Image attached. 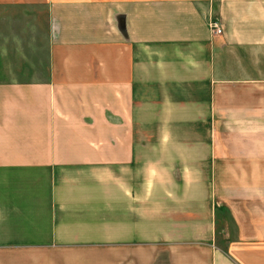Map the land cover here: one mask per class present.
Returning a JSON list of instances; mask_svg holds the SVG:
<instances>
[{
	"label": "crops",
	"instance_id": "obj_1",
	"mask_svg": "<svg viewBox=\"0 0 264 264\" xmlns=\"http://www.w3.org/2000/svg\"><path fill=\"white\" fill-rule=\"evenodd\" d=\"M0 264H264V0H0Z\"/></svg>",
	"mask_w": 264,
	"mask_h": 264
},
{
	"label": "built area",
	"instance_id": "obj_2",
	"mask_svg": "<svg viewBox=\"0 0 264 264\" xmlns=\"http://www.w3.org/2000/svg\"><path fill=\"white\" fill-rule=\"evenodd\" d=\"M210 28L215 35H220L222 32L221 27L216 21L210 23Z\"/></svg>",
	"mask_w": 264,
	"mask_h": 264
}]
</instances>
